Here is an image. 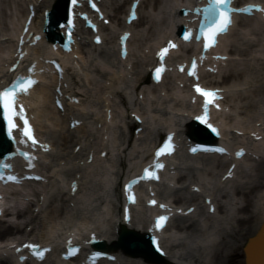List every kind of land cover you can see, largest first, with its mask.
Returning a JSON list of instances; mask_svg holds the SVG:
<instances>
[{"label":"bare ground","instance_id":"1","mask_svg":"<svg viewBox=\"0 0 264 264\" xmlns=\"http://www.w3.org/2000/svg\"><path fill=\"white\" fill-rule=\"evenodd\" d=\"M19 1L20 3H17L15 0H0V6H5L3 10L0 9V41L2 39L0 42V88L10 81L16 71L26 73L29 68L33 69L39 83L28 93V98L26 97L28 111L33 117V123L38 135L46 143L50 144V148L55 146L59 149L57 154L55 153L51 156L55 161H64L65 163L61 169V173L66 177L65 183L67 184V191L62 192L60 187L53 184L49 190L51 192L46 193V197H44V194H41L42 198L40 199L36 193V205L29 204L24 210L17 211L16 217L23 218L25 214L31 212L32 207L41 205L45 199L44 204L46 203V205L41 208L35 217H30L24 227L19 222L12 223L5 228L1 227L0 239L12 234L14 236H23L25 227L31 224L34 225L38 219H41L40 224L42 228L38 243L51 242L54 247L53 250L57 248L59 241L64 240V236L69 233L82 238L83 245L85 246L87 245L88 236L92 234V236L105 241L108 247L114 244L111 241L115 236L111 230L114 228V225L117 226L118 230H120V227H124L138 234L145 233L148 228L147 217L145 215L147 211L142 208H139L141 211L137 216L138 219L135 216L128 224L122 222L119 209L120 189L115 185L119 186L121 177L125 181L139 170L140 166L150 156L149 151L151 150V146L158 138H161L163 132L168 130L177 131V127L184 123L183 129H179L176 132V136L180 139L182 135H187L188 115L192 114L197 107V99L192 96L189 91V84H187L190 80L172 71V77L178 83H184L183 87L180 88L175 85L176 83L172 85V78L166 75L160 84L151 86L152 90L150 93L152 94L153 100L150 101L141 88L148 83L145 69L153 62V59L150 57L146 59L145 57L146 60L142 63L132 54L130 56L135 61L131 64V68L129 70H122L120 65L126 66L129 55L125 60H119L111 45L115 41L113 42L111 40L112 36L106 35L105 32L110 29L114 21L117 23L118 30L125 27L120 15L125 12V7H127L131 0H109L110 3H108V6H105V0H103L102 6L105 9L106 18L109 20V26L101 25L102 42L99 46H94L88 42L85 34H89V31L80 29V31H85V33H79V39L72 53L80 56L81 67L75 60L68 61L69 55H66L63 57L64 73L62 74V78H58L57 75L49 72L44 65V56L51 55L52 51L49 48L45 51L44 49L33 48L31 49L33 51L30 55L23 53L19 67L14 72H11L9 66L17 58V44L14 39H17L21 33L23 23L29 12V5H32L34 10V16L29 25V30L37 33L42 26L43 11L49 10L54 0H33L34 4L26 0ZM185 1L188 0H142L137 8L138 20L132 24L130 31L133 32L144 24H150L148 30L145 32V35L148 37L145 46L149 45L148 48L153 46L152 50L161 46L169 37L173 36L174 29L181 20L177 15V9ZM257 1L262 3L264 7L263 1ZM162 3H164L163 6H161ZM13 7V13L7 16L5 9L10 13ZM160 7L163 9L164 14L161 22L156 23L153 19L151 21V16L147 13V10L155 11L159 10ZM238 29L250 31L249 33H243L237 31ZM231 33L233 39L232 44H230L227 51L220 52L227 57L242 56L247 61L227 62L223 70L221 69V63L211 61V67L215 66L218 73L216 75H200V79L205 87L223 89L221 95L223 98L225 97L226 103L235 102V104L240 105L238 116L248 118L246 125L234 121L231 117L227 118L229 120L227 124L223 120L219 121L222 137L224 138L226 136L224 125L226 124L229 127L231 125L234 129L248 135H246L245 140L249 136L254 139V142H252L248 138L249 143L252 145L251 147L247 143L237 142L236 144L243 147L246 151L253 149L254 154L257 155L261 152L264 153V150L261 149V145L264 143L262 133L264 131V114L262 111L258 112V108L260 110L264 108V84L262 83L264 81V62L256 57L257 55H264V20H261L258 16L239 19ZM227 37H222L220 44ZM251 37L254 40H251ZM114 38H117V36ZM136 38L132 34L128 43L129 46L132 45V42ZM26 48L22 49L24 51L29 50ZM191 48V44L184 45L183 48L172 52V56L169 58L170 64L173 60L175 62H187ZM218 48L219 46L215 49L216 52L219 51ZM255 48L260 49L258 53L252 51ZM96 50L99 51L97 55L109 64L104 63V65L98 66L96 61L92 60L86 67L82 60L84 58L82 55L85 52L88 55L89 52ZM179 51H185L186 56L177 61L174 55ZM69 65H71L70 68H68ZM66 66L67 70L65 71ZM104 68H108L107 70L109 68L113 69L106 72ZM117 68L119 71H115ZM38 69H43L44 74L40 75L37 71ZM75 70L76 74L72 72ZM258 75L260 78L255 80L258 85H254V77H258ZM126 76L130 77L128 81L131 89L130 93L127 92L128 86L124 87L127 82ZM95 77L97 79L100 78L99 81H96ZM164 80L167 81V88L163 87ZM73 85L76 87H73ZM89 85L96 89L99 94V100H101L97 106H94L89 104L91 101L85 99L84 103H86V108L97 109L96 111H98L92 115L83 113L84 109L80 108L81 102L76 105L72 104V99L78 100L80 96L74 89ZM231 87L237 88L238 90H230L229 88ZM56 88L62 92L64 99L67 97V101L64 103L65 108L63 113L57 111L52 105L54 89ZM158 91H164L166 96H157L156 93ZM140 95L141 98H139ZM259 96L261 97L259 98ZM190 99L195 101L192 107H189L186 102L190 101ZM116 101L121 105L120 108L116 105ZM142 103L146 104L148 114L139 107ZM126 104L131 108L130 112ZM220 104L224 107V102ZM233 108L235 107L233 106ZM74 110H79V112ZM108 112L110 115L109 120H107ZM166 112H169L170 115H166ZM132 113L143 120L142 124H136L130 120ZM176 114L181 117V120H179L180 123L175 118ZM83 116H89L93 124H99V129L96 131L97 137L93 138L94 140L97 139V141L95 144H89V147H86L85 142L90 140L91 134L85 128ZM240 118L242 120L244 119L243 117ZM74 120H77L80 124L71 131L68 129V124ZM257 121L261 122L258 125L260 128L255 124ZM110 124L116 127L114 131L111 130L113 132V147H108L103 138L108 135ZM118 126L119 131H117ZM138 127H141V131L134 134V130ZM260 135H262V138ZM43 136L51 141L44 139ZM182 144L183 142H180V145ZM225 145H227L231 152L236 150L235 147L233 148L228 143ZM76 146H79V148L77 152H74ZM101 153H104L103 156H101ZM89 155L92 158V163L86 164L85 160ZM81 157L84 158L83 166L73 167L72 169L69 166L67 167L69 160L78 159L79 161L82 160ZM247 158V156H244L240 160H236L234 158L219 157L216 155L207 157L197 155L190 157L183 153V149L180 148L178 150V156H173L170 159L169 170L161 181L156 184H147L151 188L160 190L156 192L154 189H151L155 192V198L158 201L169 199L171 200V204L179 209L178 216L180 217H174L171 220L169 228L164 231V236L170 234V230L186 234L188 242L192 246L188 245L186 241L172 243L173 239L170 238L166 241L162 240V245L169 257L163 258L159 263H150L140 256L132 257L124 254L120 248H109V253L115 257L114 262L99 264H249L243 247L248 239L260 233L261 225L264 223V158L260 157L261 162L256 164L252 169L253 176L251 174L246 175L247 173L241 170V164ZM191 163H193L192 165L197 164L202 167L196 169L190 165ZM230 163H233L235 166L234 174H240L238 171H241V178L247 180L242 183H237L231 195L225 190L228 181L222 179ZM99 164H105L107 169L103 168L111 176L112 169H116L113 172V178L110 179V188L108 189L106 185V183H110L109 179L103 177L102 181H100V175V178L98 177L99 180L95 182L91 181L89 189L92 191L89 193V198L82 202H77L76 200L79 195H83V180L81 181V178L76 176L79 174V171L76 169L80 168L82 171L81 167L90 169L92 166H98ZM223 169H225L224 172H222ZM220 173L221 175H219ZM199 179H213L216 182L213 185L216 190L209 192L207 186L211 183L208 182L205 185V189L201 186L202 182ZM251 179L254 180L251 181ZM72 181L77 182V192L75 194H70L69 192V184ZM112 184L115 187H112ZM193 185L200 187L202 191L205 189L204 193L208 194H205L206 196L202 198V203L205 197L211 198V203L215 204L214 214L223 217L222 219L220 218L216 221L214 218L210 219L211 217L204 214V208L199 203L201 195L190 192ZM139 194L142 196L139 200V206H142L141 199H147L148 193L140 190ZM216 194L219 199H216ZM230 196L233 198L232 201H230ZM186 204L188 206L182 209ZM92 205H94V208ZM190 206H196L197 209L193 215L185 217V210ZM228 206L233 207L229 208ZM74 208L77 209L75 210ZM155 209H149L148 212L154 214ZM181 209L182 211H180ZM232 211L233 214H231ZM106 215H110L107 220L105 218ZM199 215L205 217L203 225L195 220V217ZM45 228H50L49 234L44 232ZM30 234H26V236H30ZM216 239L218 240L215 242ZM0 255V264H14L10 258L4 257L2 254ZM52 256L53 252L48 258L50 259ZM48 261L51 262V260ZM52 264H56V261L52 262ZM59 264L85 263L83 262V258L78 257L76 261Z\"/></svg>","mask_w":264,"mask_h":264},{"label":"snow or ice","instance_id":"2","mask_svg":"<svg viewBox=\"0 0 264 264\" xmlns=\"http://www.w3.org/2000/svg\"><path fill=\"white\" fill-rule=\"evenodd\" d=\"M227 2L228 0H216L214 4L210 3L209 6L205 9L206 14L212 16L213 18L212 22L214 24V27H211L206 33H204V39L206 41L204 44L205 49L209 47V42L214 41L215 37L218 34L223 33L231 23L230 16L227 15L224 11H222V5ZM75 3H76V0H73V4ZM217 14H218V19H217ZM69 23H71V21H69ZM184 39L186 40L188 39L187 34L185 35ZM169 47H175V45L169 44ZM167 51H168V48L161 50V52L159 53L160 57L163 58ZM193 68H195V64H193ZM155 71H156V78L159 79V75L162 69L157 68ZM191 74L192 73L190 72L189 75ZM34 83L35 81L31 79L27 80L28 86H31ZM26 90H27L26 88H21L22 92ZM195 90L198 94L204 97L205 109H207V106L211 104L215 99H217L216 94L214 92L202 90L199 86H197ZM14 91H15L14 89L10 88V89L0 92V107H2L3 109V118L7 122L8 130L10 133L12 129L15 127L13 123V118L17 115V112L14 109V101H15V96L13 94ZM20 116H21V119H23V109L22 108L20 110ZM200 119H201V122H204L203 117H201ZM212 130L215 131V129H212ZM22 135L27 137L29 140H31L32 143L35 145L36 141L32 138L31 132L28 127V121L26 119L24 120V128H23ZM169 148H170V145L166 143L163 148H161L159 151L156 152V156L157 157L161 156ZM193 151H195V149H193ZM216 151L222 152L223 149H216ZM156 167L159 168V167H162V165L157 164ZM143 178L151 179L155 177L152 172H149L146 169ZM8 179L10 181H14L15 177L8 176ZM129 199H132V197H129ZM153 203L155 202L153 201ZM165 220H166V217L164 216L159 217L158 220L156 221L155 227L161 228L163 226L162 222ZM153 243L155 244L156 241L153 240ZM25 247L31 249V248H34L35 246L25 245ZM157 250L159 251L158 247H157Z\"/></svg>","mask_w":264,"mask_h":264},{"label":"rangeland","instance_id":"3","mask_svg":"<svg viewBox=\"0 0 264 264\" xmlns=\"http://www.w3.org/2000/svg\"><path fill=\"white\" fill-rule=\"evenodd\" d=\"M15 1H18V0H15ZM5 8V6H1L0 7V9L1 10H3ZM163 9H161V7H160V9L159 10H155V11H150V10H147V13L151 16V21H155L156 23H159V22H161V18L163 17V11H162ZM5 13L6 14H8L9 13V11L7 10V9H5ZM6 18H7V16H6ZM153 19V20H152ZM155 24V23H154ZM149 26H150V24H144L143 26H141V27H138L137 28V31L136 32H139V30L140 31H142L143 32V37L142 38H140L138 41H137V43H138V46L139 47H141V46H143V44H147V40H148V37L145 35V32L148 30V28H149ZM113 27H114V29H115V27H117V23H116V21L114 22V24H113ZM252 40H253V38H251ZM232 41H233V39L232 38H229L228 39V41H227V43H226V46H225V49H229V47H230V44H232ZM139 52V55H142L141 54V51H138ZM231 59H232V61H234V62H243V60L245 59V57H239V56H232L231 57ZM263 67V66H262ZM258 69H260V68H258ZM261 70V69H260ZM257 78H260V76L258 75V77H254V80H253V83H255L254 85H256L257 83H256V81L255 80H257ZM262 83L264 84V81H262ZM258 85V84H257ZM264 87V86H263ZM82 99H87V100H91V101H94L95 99L97 100V95L95 96L94 95V93L92 92V90H90V93L88 94V92H85L84 94H83V96H82ZM231 105H233L235 108H236V110L235 111H240L239 110V106L240 105H238V104H235V102H229V106L230 107H232ZM57 151H59V149H57L55 146H54V154L56 153H58ZM250 164H252V162L251 163H249L248 162V166H250ZM253 165V164H252ZM251 165V166H252ZM252 174H253V172H251ZM239 179H237L236 181H238ZM252 181V180H251ZM235 186V185H234ZM37 190H41V187L40 186H34V185H30V186H25V189L23 190L25 193H28L29 192V194H27V196H26V200L27 201H22V200H20V202H23V203H21V204H18V206L16 207V209H14V211H13V213L10 215V216H6V221L8 222V224L10 223V224H14V223H16V222H19L20 224H21V226L22 227H24L25 225H26V223L29 221V219H30V217H35V215H36V213L37 212H32L33 211V209L34 210H37L36 208H32L31 209V214L30 213H27V214H25L24 215V217L23 218H17L16 217V213H14L15 211L17 212V211H20V210H24L26 207H28L29 206V204L32 202V203H34L35 202V195L33 194V192L34 191H37ZM38 214V213H37ZM41 220V219H40ZM40 220L38 219V221L34 224V225H28V226H26V231H32V233L30 234L31 235V237L30 238H32V239H39V235L41 234V230H42V228H41V224H40ZM39 222V223H38ZM33 228V229H32ZM45 232H49L50 231V228H45V230H44ZM25 238V237H24Z\"/></svg>","mask_w":264,"mask_h":264},{"label":"water","instance_id":"4","mask_svg":"<svg viewBox=\"0 0 264 264\" xmlns=\"http://www.w3.org/2000/svg\"><path fill=\"white\" fill-rule=\"evenodd\" d=\"M251 264H264V255L260 257V260H252Z\"/></svg>","mask_w":264,"mask_h":264}]
</instances>
